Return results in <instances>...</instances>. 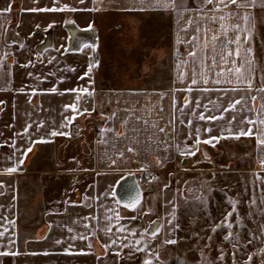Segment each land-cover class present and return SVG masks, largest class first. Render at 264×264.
<instances>
[{
	"label": "crops",
	"instance_id": "crops-1",
	"mask_svg": "<svg viewBox=\"0 0 264 264\" xmlns=\"http://www.w3.org/2000/svg\"><path fill=\"white\" fill-rule=\"evenodd\" d=\"M193 2L186 29L173 12L167 19L165 54L162 16L128 17L123 32L101 23V8L122 7L116 0H0V264H160L159 241L175 235L162 210L174 202L168 164L190 167L214 145L239 155L244 138L252 157L264 158V0L236 5L235 14ZM65 5L75 10L30 11ZM123 9L141 13L148 2ZM65 25L85 33L70 41ZM237 67L247 80L236 78ZM163 172L169 179L159 186ZM120 184L124 198L136 185L134 201H119ZM156 217L158 237L147 228Z\"/></svg>",
	"mask_w": 264,
	"mask_h": 264
},
{
	"label": "rangeland",
	"instance_id": "rangeland-1",
	"mask_svg": "<svg viewBox=\"0 0 264 264\" xmlns=\"http://www.w3.org/2000/svg\"><path fill=\"white\" fill-rule=\"evenodd\" d=\"M116 1L122 7L116 3L110 9L101 8V23L107 24L109 19L112 27L117 23L120 25L119 31L123 32L124 21L128 17L162 16L166 21L165 54L170 45L166 29L170 20L167 19L171 18L173 12L178 20H184L186 29L188 23L185 21L189 22L188 19L192 17L186 13V9L197 8V2L193 0H175V8L155 4L153 1L156 0H145L148 9H142L140 13V10L123 9L124 1L137 4L143 0ZM220 4L219 0L212 3L205 0V6L200 9H209L212 14H235L236 5L230 1L227 7ZM174 10L183 14L179 16ZM263 10L260 9V15L264 14ZM216 31H212V36ZM119 36L123 38V33ZM179 50H186L183 44H180ZM235 148L236 145L232 149ZM219 149L214 145L211 152L199 150L195 163L190 161V167L168 164L166 169L173 170L174 175L171 178L174 202L162 210L170 219L174 218L175 243L159 241L157 260L161 261L160 264H264V166L261 164L264 158L252 157V146L247 138L239 148L244 154L242 151L239 155L233 152L226 157ZM180 159L178 161L182 162ZM167 176V172L158 176L159 186L167 183ZM30 208L33 209L32 205ZM161 221L162 217H156L149 222L147 228L150 234L155 233L157 237L161 234Z\"/></svg>",
	"mask_w": 264,
	"mask_h": 264
},
{
	"label": "snow or ice",
	"instance_id": "snow-or-ice-1",
	"mask_svg": "<svg viewBox=\"0 0 264 264\" xmlns=\"http://www.w3.org/2000/svg\"><path fill=\"white\" fill-rule=\"evenodd\" d=\"M81 2L83 3V0H81ZM156 2H157V4H161L164 7H175V0H156ZM212 2H213V0H207V3H212ZM228 2H229V0H219V3L224 4L226 7L228 6ZM230 3L233 4V5H238V7H240V8H244V7H247L249 3L254 4L255 0H230ZM74 10L75 9H71L67 5H65L63 8H60V9H56V8H52V9H30V11H74ZM6 11H11V7L9 6V8L6 9ZM213 19H215V18H213ZM221 19H223V17H221ZM243 19L247 20L248 18L247 17H243ZM236 28L238 29L239 25H237ZM212 39L216 40V39H218V37L213 36ZM235 41L239 42L240 41V37L236 36L235 37ZM232 42L233 41H231V40L229 41V43H232ZM84 47H90V46L85 44ZM248 51H251V49H248ZM236 54H237V56H239V50L238 49H237ZM190 55L195 56V53H190ZM221 56L223 58V54H221ZM213 59H215V58H213ZM248 63L250 64L251 62L249 61ZM250 70L251 69H249V71ZM235 74H236V78L238 80H240V81L247 80V77L241 72L239 67H237L235 69ZM215 82L219 83L220 81L217 80ZM193 83H196L195 79H193ZM205 83H207V81H205ZM248 83H249V87H251V81H248ZM52 91H55V89H52ZM68 91H75V90H68ZM83 91L86 92L87 89H84ZM204 91H208V89H204ZM257 91L264 92V87H260L259 89H257ZM253 99H256V98L253 97ZM236 103L239 104V103H241V101H236ZM233 107H234V105H233ZM262 107H264V105H262ZM225 111H227V109H225ZM199 118L201 120L205 119V117L203 115H201ZM222 118H223V116H221V117H212V116L207 117V119H209V120L222 119ZM233 120H235V117H233ZM246 120H247V118H246ZM247 122L248 123H255V121H252V120H247ZM260 124L264 125V119L260 120ZM160 131L163 132L164 129H160ZM197 131H199V130H197ZM252 134H253L252 129H248L247 131L242 130L238 134V136L236 138H239V136H245V135L251 136ZM50 135L51 136H57V135H64V133L53 130V131L50 132ZM257 135H259L261 137H264V129H257ZM212 139H219V138L218 137H213ZM45 142H47V141L41 139V140L33 141V144L34 143H45ZM204 142L205 143H211L210 140H206ZM258 142L261 143V144H264V139H260ZM27 151H31V147H29L27 149ZM129 151H133V149L130 148ZM21 163H22V161H21ZM113 163H115V161H113ZM261 164H262V166H264V161H261ZM8 171L9 172H14V171H16V169L15 168H11V169H8ZM0 235H2V233H0ZM153 235H155V233H153ZM57 243H59V241H57ZM167 243H175V241L169 240V241H167ZM5 254H7V253H5ZM145 264H151V261L150 260H146Z\"/></svg>",
	"mask_w": 264,
	"mask_h": 264
},
{
	"label": "water",
	"instance_id": "water-1",
	"mask_svg": "<svg viewBox=\"0 0 264 264\" xmlns=\"http://www.w3.org/2000/svg\"><path fill=\"white\" fill-rule=\"evenodd\" d=\"M65 28H66V31L68 33V37H69V40L71 41L75 35H76V32L78 33H85L84 31H81V30H75V28L73 27V25H65ZM90 45L93 47L95 46L96 44V41L93 40V41H90ZM127 180H131L130 177H127L125 178V180H123V183H127ZM122 183V182H121ZM122 187H121V184L118 186V189L116 191V196L117 198L119 199L120 202H131V201H134L137 197V187L135 184H133L132 186H127L126 187V193L128 194V196L126 198L120 196V194L118 193V190H120Z\"/></svg>",
	"mask_w": 264,
	"mask_h": 264
},
{
	"label": "built area",
	"instance_id": "built-area-1",
	"mask_svg": "<svg viewBox=\"0 0 264 264\" xmlns=\"http://www.w3.org/2000/svg\"><path fill=\"white\" fill-rule=\"evenodd\" d=\"M135 182L142 188H149L151 185L149 179L143 178L142 175L136 176Z\"/></svg>",
	"mask_w": 264,
	"mask_h": 264
}]
</instances>
